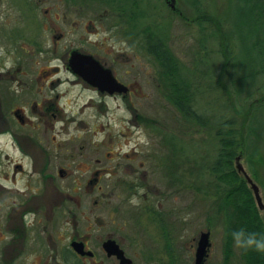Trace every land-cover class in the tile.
<instances>
[{
    "label": "rangeland",
    "instance_id": "obj_1",
    "mask_svg": "<svg viewBox=\"0 0 264 264\" xmlns=\"http://www.w3.org/2000/svg\"><path fill=\"white\" fill-rule=\"evenodd\" d=\"M180 1L185 7L181 6L182 19L172 15L163 2L145 0L144 6L139 9L144 13L139 22L142 28L152 30L161 29V24L167 23L162 28L169 36L168 48L181 67L182 76L191 79L193 88L199 93L195 108L200 115L208 118L205 125H177L176 118H180V115L163 97L161 79L156 72L157 69H162L161 63L156 62L145 50L148 41H145L147 46L141 47L143 34L139 40L136 32L141 31L135 25L131 26V33L127 35L128 43L127 40L116 39L114 46L115 43L108 39L103 29L97 27V24L94 27V23L90 26L94 20L91 12L82 18L72 15L67 19L70 27L64 25L63 0H32L39 9V20L42 21V28L38 32L37 27L26 20L29 16L24 17L12 0H0L1 112L13 122L12 126L19 127L13 112L22 107L23 102L27 101L31 107L35 102L42 103L43 99L55 102L56 96H61L57 106L60 108V121L63 122L57 124V119L53 116L55 112H46L43 121L48 123V129L42 125V130L39 131L41 136L32 137L34 148L38 151L53 148L54 152L50 151L51 153L62 156L59 165L69 171H74L86 161L99 160L98 170H107L103 174L105 186L110 185V181H124L129 183L127 185L131 193L139 192V195L131 196L126 204L124 202V213L120 217L118 214L113 216L110 211H100L99 205L94 207L96 199L100 205L108 203L107 198L100 199L101 193H97L95 199L88 203V208L94 211L91 216L100 219L101 225L104 224L103 234L114 233L109 226L111 222L125 224V230L119 238H122V245L132 259L138 254V262L146 264L171 262L163 247L164 237L158 234L157 223L149 216L154 210L163 213L166 224L169 225L174 247L168 249L177 257L176 264H195L201 234L208 231L211 232V248L205 264H247L242 257L243 250L234 245L232 236L226 231V211H220L227 200L226 191L231 187L224 192L221 186L225 182L220 178L221 175L211 171L221 152V135H218L220 127L215 123L220 118H232L239 124L244 114H250L249 105L244 109L240 108L232 83L226 75H222L229 58L219 44L231 37L230 57L234 58L238 53L235 46L237 41L234 39L237 35L234 29V12L241 9L242 1L204 0V33L210 34V38L207 37L205 41L206 50L201 47L199 35L202 31L195 25L196 21L192 26H185L184 23L185 20L197 19L196 8L194 10L193 6H189L187 0ZM128 11L132 22V15H136L133 2ZM25 13L27 14L26 9ZM76 18L81 24L74 29L71 26ZM63 31L66 32V38L59 41L57 37ZM91 32H98L99 36L90 35ZM213 32L220 33L217 35H221L219 42L214 39ZM35 34L38 35L33 38ZM145 37L148 39L147 34ZM241 40L239 39L240 43ZM70 49L95 54L112 65L117 76L132 88L131 97L126 101L103 99L82 87L69 86V83L51 86L52 82H57L58 76L42 79L44 71L49 73L50 69L62 66L53 54L56 53L57 57L59 54L65 55ZM226 65L229 66V74H233L235 64L230 62ZM65 78V75L61 76L62 80ZM24 83H29L31 90H24L27 88ZM101 100L104 101L103 110L100 108ZM41 109L45 111L47 105L42 103ZM138 115L145 118V123L154 125L156 131L146 124L137 125L134 117ZM257 116L255 115V119ZM259 116L264 125V113ZM33 121L37 122V119ZM51 125L56 126L55 130ZM235 128L240 129L239 126ZM59 130L63 131L62 135H57ZM26 132L24 130L19 134ZM239 140L245 149L243 152L239 149L237 154L242 155L241 162L259 185L264 200V136L254 139L243 134ZM0 147L5 167L8 166L5 155L10 154V159L17 160L25 168L26 162H20L18 145L13 138L0 137ZM256 152L257 156L253 157ZM142 162L145 163L144 167H141ZM116 164L119 166L114 170ZM231 167L235 170L234 162ZM11 173L9 172L13 176ZM76 173L78 174L77 171ZM23 175H17L16 179L19 180ZM236 178L241 182L239 177H234ZM137 184L142 186L141 189L134 187ZM140 208L149 211L143 213ZM259 216L264 225V212H259ZM118 218L122 221H118ZM127 234L132 238L135 236L134 245L126 237ZM124 236L126 239H123Z\"/></svg>",
    "mask_w": 264,
    "mask_h": 264
},
{
    "label": "flooded vegetation",
    "instance_id": "obj_2",
    "mask_svg": "<svg viewBox=\"0 0 264 264\" xmlns=\"http://www.w3.org/2000/svg\"><path fill=\"white\" fill-rule=\"evenodd\" d=\"M135 1L138 3L134 6L135 13H138L139 19L141 18L139 9L144 6L145 0ZM159 1L163 2L166 8L174 12V9H171L172 7L170 6V0ZM194 1L201 2L204 5V0H187L189 6H191L190 2ZM175 3V12L182 11L181 6L185 8L180 0H175ZM62 6L64 9L63 24L68 27H70V24L67 19L72 15L80 18L85 17L82 13L87 8L66 4ZM105 7V5L101 6L100 13L94 16L90 26L94 23L93 26L95 27V24H97V27L103 29L105 34L108 35V39L113 40L114 46L116 45V39L126 42L127 35L131 33V26L134 25V23L130 22V16H128V7H117L119 8L117 13L114 10L111 12ZM46 12L48 13L49 11ZM80 24L78 18H76L71 27L76 29V26H80ZM143 31L144 28H142L141 33L136 32L139 40ZM65 33L64 31L61 32L57 39L64 41L66 38ZM90 35L98 37L99 33L91 32ZM73 50L78 49H70L65 55L59 54L58 57L56 53V55L53 54L54 58L56 56L60 60L62 66L50 69V74L44 71L41 78L58 76L57 82H52L51 86L69 83V86L82 87L103 99L115 98L126 101L131 97L133 94L132 88L117 76L116 70L112 65L110 66L95 54L79 50L83 54L94 56L101 65L112 70L114 77L120 84L126 86L128 93L115 92L110 95L107 91L102 92L92 87L83 78L84 70L81 68L83 65L77 62L73 68L70 61ZM63 72L65 73L63 74ZM62 75L66 76L63 80L61 79ZM24 84L27 86L24 90H31L29 83ZM26 95L29 98V92ZM60 99L61 96L59 94L56 96L55 102L43 99V105H47L45 111L41 109L42 103L39 101L35 102L31 107H29L27 101L23 102V106L13 112L19 127L15 124V126H12L13 122L1 112L0 107V137L13 138L18 145L17 152L21 156L20 162H26L24 168L22 163L10 159V154H6L5 159L8 162V166L5 167L2 160L3 150L0 147V264H146L145 262H138V254L132 259L127 249L122 245V238L119 237L122 236L125 230L124 223L111 222L112 224L109 226L112 231L114 230V233L111 232L105 235L103 234L104 224L101 225L100 219H94L91 216L94 211L88 208L89 200L95 199L97 193H101L100 199L107 198L108 203L104 202L100 205L99 200L96 199L93 203L94 207L99 205L100 211H110L113 216L118 214V217H120L124 213L122 211L125 208L124 205L130 198V187L127 185L129 183L110 181V185L105 186L103 174L107 170H98L97 163L100 162L99 160H95V162L86 161L74 171H69L59 165L60 157L62 158V156L51 153L54 152L53 148L49 150H43L42 148L40 151L34 148L35 143H33L32 137L41 134L39 131L42 130V125H44L45 129H48V123L43 121L45 120L46 112L52 111L56 113H53V116L57 119V124L63 122L60 121V108L57 106ZM103 102L100 104L102 110ZM34 119H37V122H34ZM144 119V117L138 115L134 117V122L139 126H145ZM51 126L55 130L56 126ZM24 130L27 131L25 134H19L24 132ZM62 133L63 131L59 130L57 135H62ZM22 140L26 146L23 145ZM10 163L13 164L10 165ZM118 166L119 164L114 165V170ZM144 166L145 163L142 162L141 167ZM9 172H12L13 176ZM19 174H24V177H20L18 180L16 178ZM134 187L139 190L142 186L137 184ZM136 195H139V192L131 193V196ZM143 196L140 197L141 200ZM114 199L115 201H113ZM103 204L105 205L103 206ZM87 208L89 212L86 211ZM140 210L145 211L143 208H140ZM91 217L94 222H92ZM118 219V221H122L120 218ZM154 220L157 223L158 234L164 237L165 244H163V247L165 251L171 252L172 250L170 251L168 248L174 247V243L171 240V232L169 225L166 224V218L163 213H156ZM84 223L89 224L83 225ZM126 237L133 245L135 244V236L132 238L127 234ZM126 237L124 236L123 239H126ZM109 242H114L119 251L124 253L126 259L131 260V263L119 258V251L116 246H109Z\"/></svg>",
    "mask_w": 264,
    "mask_h": 264
},
{
    "label": "trees",
    "instance_id": "obj_3",
    "mask_svg": "<svg viewBox=\"0 0 264 264\" xmlns=\"http://www.w3.org/2000/svg\"><path fill=\"white\" fill-rule=\"evenodd\" d=\"M66 5L69 6H79L81 8H87L86 6L99 5L101 3L106 4L108 9L115 13L119 11V6L125 8L132 4L136 6L138 3L135 0H63ZM241 9L238 8L235 13V35L234 39L237 41L236 50L238 53L234 58H231L229 38L225 39L223 42L219 43L220 47L223 48V53L230 59L226 60L222 75H226V78L230 80L233 85L236 101L240 104V108L244 109L245 106L249 105V115H245L241 123L238 124L236 119H225L220 118L216 126L220 127L218 135H221L220 146L221 152L217 161L213 164L211 168L215 174L221 175L220 178L224 180L225 183L221 186L222 190L225 192L227 190V200L220 207V211L225 210V225L226 231L231 233L233 231H238L244 229L250 233H257L258 235H264V225L259 216V210L254 203V198L251 190L244 182V180L238 176L236 170L232 169V163L235 158L240 154H237L239 149L244 151V144L239 140V137L243 134L252 136V138H257L264 136V125L261 121L262 110L264 109V0H241ZM12 2L18 7L29 24L34 25L36 31L42 28V21L39 20L38 7L32 0H12ZM237 2V1H236ZM198 3L195 6L197 10V19L183 20L185 26H192L194 21H196L197 26H199L202 33H200L199 38H201V47L206 50V39L210 38V34H205L204 31L206 27L204 26L206 14L204 13L203 6L201 2L194 1L193 4ZM25 9L27 14L25 13ZM117 9V10H115ZM195 10V9H194ZM84 11V10H83ZM138 14V13H137ZM133 14L132 22L134 23L138 31H142L141 23L139 22L138 15ZM143 15V12H139ZM141 15V17H142ZM137 16V20H136ZM131 17V16H130ZM183 18V17H182ZM167 23L161 24V29L157 28L152 30V28L145 29L143 31L144 41L142 47L147 46V53L149 56L153 57L156 62L161 63L163 78L162 93L163 97L168 100L174 108L178 111L180 118H176L177 125L186 127L190 124H204L207 122L208 118L200 115L196 108L195 102L199 93L193 88V82L189 78L182 76L181 67L178 62L175 61L171 50L168 48V35L165 34L163 30ZM163 27V28H162ZM19 32V31H18ZM147 34L148 39L145 37ZM216 32L212 35L214 39L219 42L221 40V35ZM38 35L35 34L33 38ZM241 40V43L239 41ZM145 41L147 45H145ZM240 45V48H239ZM202 49V50H203ZM42 50H39L41 52ZM47 53V52H46ZM231 62L234 63L235 72L229 74L227 71L228 65ZM195 74L194 72H192ZM256 98L252 101L251 99ZM250 102V103H249ZM236 113H239L236 110ZM252 113V115H251ZM241 114V113H240ZM255 115H258L255 119ZM260 117V118H259ZM147 126H152L156 131V128L152 124H147ZM239 126L240 129L235 127ZM256 142V141H255ZM243 144V145H242ZM249 147L247 146V150ZM257 156V152L253 154V157ZM170 159V158H169ZM236 172V173H235ZM172 174V172H170ZM230 174V175H229ZM237 174V175H236ZM239 177L241 182L237 181ZM175 182V181H173ZM148 211V210H147ZM156 213L152 211L149 213ZM232 236V235H231ZM171 259L170 264H176L177 257L172 255L171 252H167ZM243 260L247 264H264V254H258L253 251L243 250Z\"/></svg>",
    "mask_w": 264,
    "mask_h": 264
},
{
    "label": "water",
    "instance_id": "obj_4",
    "mask_svg": "<svg viewBox=\"0 0 264 264\" xmlns=\"http://www.w3.org/2000/svg\"><path fill=\"white\" fill-rule=\"evenodd\" d=\"M172 2H174V0ZM172 7L174 8L173 5ZM77 62L83 65V67H81L84 70L83 78L91 86L98 88L102 92L107 91L110 94L115 92L127 93L128 91L127 88L117 81V79L114 77L112 73V70L103 68L101 64L94 59V57L88 55H82L75 51L73 52L71 59V64L73 68L75 67L74 64H76ZM241 161H242L241 156L235 159L236 170L238 171L239 174L245 177L247 183L249 184L251 190L254 193L255 201L257 203L259 210L264 212V201L261 195L260 188L254 183V181L247 174ZM108 245L111 247L116 246L117 250L119 251L117 245L114 242H109ZM210 246H211L210 232L202 233L196 251L195 264H205V259L208 255L207 252ZM118 255L119 258H122L126 262L131 263V260L124 258L125 256L122 251H119Z\"/></svg>",
    "mask_w": 264,
    "mask_h": 264
},
{
    "label": "clouds",
    "instance_id": "obj_5",
    "mask_svg": "<svg viewBox=\"0 0 264 264\" xmlns=\"http://www.w3.org/2000/svg\"><path fill=\"white\" fill-rule=\"evenodd\" d=\"M135 203V201H133ZM234 245L244 251H253L258 254H264V235L250 233L244 229L233 231L231 233Z\"/></svg>",
    "mask_w": 264,
    "mask_h": 264
}]
</instances>
